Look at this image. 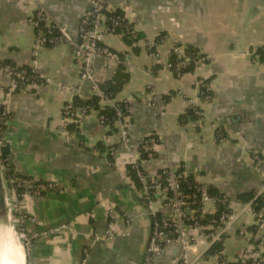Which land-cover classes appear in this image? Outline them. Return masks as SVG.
I'll return each mask as SVG.
<instances>
[{
	"label": "crops",
	"instance_id": "crops-1",
	"mask_svg": "<svg viewBox=\"0 0 264 264\" xmlns=\"http://www.w3.org/2000/svg\"><path fill=\"white\" fill-rule=\"evenodd\" d=\"M90 1L44 0V6L56 23L77 38ZM122 9L135 39L112 34L106 44L130 54L133 67L120 70L97 60L95 73L101 85L122 84L113 100L129 104L134 150L150 136L164 139L156 145L154 160L142 163V170L155 176L168 165L177 171L198 168L196 181L231 197L240 212L222 248L232 259L249 254L248 240L240 232H252L255 218L242 211L239 198L257 193L263 181L249 150L264 157V0H128ZM35 11L34 4L22 0H0V65L10 61L20 68L31 67L36 31L28 19ZM190 52L210 61L201 66L194 63L180 76L167 67L173 55ZM37 62L39 74L78 86L81 99L92 96L91 84L79 83L69 46L44 47ZM149 72L163 97L162 107L151 104ZM199 80L210 87L209 99L201 95ZM10 84L0 73V88ZM74 96L39 86L18 91L10 100L12 118L5 134L16 149L12 168L62 189L26 202L27 231L37 238L30 262L81 264L85 259L84 264H144L152 225L149 216H138L144 208L126 164L130 154L118 149L119 130L101 125L94 110L79 128L70 126L62 132L63 110ZM190 103L201 117L188 110ZM218 128L229 141L216 142ZM9 146L2 147L4 156ZM112 150H117L115 158L110 156ZM112 209L119 214L118 231L126 232V217L137 216L134 226L126 236L96 241L97 234L107 233ZM157 209L170 214L160 202ZM206 242L198 238L193 243L196 264H215L213 253L218 248L208 252ZM180 254L181 248L173 242L155 261L170 264Z\"/></svg>",
	"mask_w": 264,
	"mask_h": 264
},
{
	"label": "built area",
	"instance_id": "built-area-1",
	"mask_svg": "<svg viewBox=\"0 0 264 264\" xmlns=\"http://www.w3.org/2000/svg\"><path fill=\"white\" fill-rule=\"evenodd\" d=\"M22 3L36 6L34 15L28 19V23L36 31V42L32 50L34 59L29 71L26 69L15 71V68L10 65H0L1 75L11 81L7 89L0 88V141L3 148H5L6 143L10 145V150L5 154L2 165L4 183L11 210H18V219L22 227L18 237L20 241L26 242L29 255H31L36 245L37 238L30 235L27 231L26 225L30 218L25 213L26 202L31 197L40 198L49 193L62 192V189L56 184L17 174L12 168L16 149L9 144L5 132L8 122L12 118L10 100L17 90L50 86L59 92H72L75 95L73 100L66 104L63 110V133H67L70 126L79 128L92 110L98 112V119L101 125L119 130L121 139L118 149L130 154V159H128L126 164L136 173L141 183V187L136 190L137 195L144 201L145 206L149 210L148 213L140 211L138 216L147 215L154 220V231L149 242L148 255L144 264H162L155 261V256L159 255L164 247L173 242H176L181 248V254L170 264H196L198 259L194 260L192 258V252L193 243L198 238L207 241L206 251L209 252L214 247L218 248L213 253L215 264H264V214L255 210L253 201L244 204L242 211L248 210L253 214L255 227L252 232H247L246 230L240 232L241 236L247 238L250 252L247 255L232 259L221 246L240 213L235 210L231 197L222 193L218 196H210L208 186L196 181L199 175L198 168L184 170L180 174L173 166L168 165L155 176L147 175L142 170V163L154 160L156 145L164 139L160 136H150L141 140L135 151L129 132L131 115L128 102H114L113 98L101 88L95 73V62L97 60L102 61L104 65H117L124 68L133 67L130 54L116 52L106 44V37L112 34H118L134 41V32L122 9L128 5V0H122L119 4L113 3L112 0H91L88 10L80 20L77 38L72 37L65 26L59 25L51 18L44 6V0H22ZM59 44H65L72 49L74 61L79 71V83L89 82L92 88L91 97H96L100 100L101 108L105 106L113 108L115 110L114 116L109 117L90 106H76L74 101L77 97L80 98L78 86H68L56 82L37 72V58L40 50L44 47H53ZM262 58L264 62V49ZM209 61L210 58L208 57H192L190 54L178 53L177 60L169 62L167 67L180 76L191 62L201 66L206 65ZM147 76L149 77L147 88L150 91L151 104L162 107L163 97L158 93L155 78L150 72ZM198 86L200 87L201 95L205 99H209L210 87L202 80L198 81ZM117 104H123L124 108L118 107ZM188 110H191L192 114L201 117V114L193 107V104L190 103L188 105ZM215 138L218 143L229 141L226 133L219 128L215 130ZM116 153L117 150H112L110 156L115 158ZM249 155L252 163L261 169L263 176V181L256 193L255 200L264 194V157L252 149L249 150ZM109 164L112 165V161ZM190 176L198 184L201 213L197 209H191L190 207L189 199L195 197V195L186 194L182 189V178L186 179ZM132 182V187L136 188L135 182ZM158 202L170 210L169 215H164L157 209ZM219 207L226 209L220 214V217L210 222H204V216L215 215ZM187 210H189L188 214ZM158 215L161 217L156 222ZM118 216L119 214L116 210L112 209L110 211L108 231L105 235L97 234L95 236L96 241L110 242L117 237L128 235V231L134 226L137 216L126 217L127 230L124 233L116 229L115 223ZM84 263L85 259L81 261V264Z\"/></svg>",
	"mask_w": 264,
	"mask_h": 264
},
{
	"label": "trees",
	"instance_id": "trees-1",
	"mask_svg": "<svg viewBox=\"0 0 264 264\" xmlns=\"http://www.w3.org/2000/svg\"><path fill=\"white\" fill-rule=\"evenodd\" d=\"M193 52V51H192ZM186 53V54H192L194 55L195 53ZM191 55V56H192ZM173 59L171 60V62H175L177 60V55H173ZM194 57V56H192ZM3 65H10L12 66L13 68H15L14 70L15 71H19V70H22V69H26L29 71V67H24V68H20V67H17V65H15L14 63L10 62V61H5L2 63ZM194 65V62H191L186 70H188V68L190 66H193ZM122 66H120V70H122L121 68ZM121 85L122 84H117L116 81H114L113 83L111 84H108V85H101V88L103 89V91L105 93H107L109 96H111L112 98L115 96V93L120 90L121 88ZM18 91H21V89H18ZM75 105L76 106H79V107H85V106H90V107H93L94 109H98L100 113H103V114H106L108 115L109 117H112L114 116L115 114V110L111 107H103L101 108V105H100V100L96 97H91L89 99H81L79 97H77L75 99ZM118 107L120 108H124V105L123 104H117ZM184 171V169H180L178 170V172L180 174H182ZM129 174H130V177L131 179L135 182L136 184V187L137 188H140L141 187V183L139 182L137 176H136V173L132 170V169H129ZM182 189L183 191L186 193V194H190L191 196L195 195V197H191L189 199V202H190V207L191 209H197L199 213H201V207H200V204H199V197H200V193L198 192V184L195 182V179L193 177H188L186 179L182 178ZM208 191H209V195L210 196H218L220 195L221 193L218 192V191H215L213 188L209 187L208 186ZM256 196V193H250V194H245L243 196H241L239 199L240 201H242L243 204H247L249 202H252L253 201V207L255 208V210L257 212H262L264 210V194L257 197L255 200ZM140 202H142V204L145 205L144 201L142 199L139 200ZM226 209L225 208H222V207H219L216 214L215 215H207V216H204V222H210L211 220H214V219H218L220 217V214L225 211ZM160 215L157 216V221H159L160 219ZM154 221V220H153Z\"/></svg>",
	"mask_w": 264,
	"mask_h": 264
},
{
	"label": "bare ground",
	"instance_id": "bare-ground-1",
	"mask_svg": "<svg viewBox=\"0 0 264 264\" xmlns=\"http://www.w3.org/2000/svg\"><path fill=\"white\" fill-rule=\"evenodd\" d=\"M20 242L11 227L0 228V264H26L25 248Z\"/></svg>",
	"mask_w": 264,
	"mask_h": 264
},
{
	"label": "water",
	"instance_id": "water-1",
	"mask_svg": "<svg viewBox=\"0 0 264 264\" xmlns=\"http://www.w3.org/2000/svg\"><path fill=\"white\" fill-rule=\"evenodd\" d=\"M3 161H4V153H3L2 144L0 142V228H5V227L14 228L13 222H12V215L9 209L7 191H6V187L4 183V175H3V170H2ZM143 208L146 213L149 212L148 208L144 204H143ZM188 213H189V210H187V214ZM149 218L151 220V225H152V231L150 233V239H151V236L153 233L154 221L151 216H149ZM229 232H232V230L230 229ZM146 250H147L146 254H148V248ZM25 262L26 264H28L27 255L25 257Z\"/></svg>",
	"mask_w": 264,
	"mask_h": 264
},
{
	"label": "rangeland",
	"instance_id": "rangeland-1",
	"mask_svg": "<svg viewBox=\"0 0 264 264\" xmlns=\"http://www.w3.org/2000/svg\"><path fill=\"white\" fill-rule=\"evenodd\" d=\"M1 140V139H0ZM1 142V141H0ZM7 197H8V195H7ZM10 201L8 200V203H9ZM9 209H10V212H11V215H12V222H13V226H15L16 227V229H15V227L14 228H12L13 230H14V232L16 233V231H17V233H16V236L18 237V236H20V233H21V223L19 222L20 220L18 219V214H17V211H15L14 209H12L11 210V207H10V205H9ZM18 226H17V225ZM20 244H21V246H22V244H23V246H24V248H25V250H24V252L26 253V255H27V257H28V264H31V262H30V255H29V253H28V250H27V247H26V242L25 241H22L21 240V242H20ZM23 246H22V248H23Z\"/></svg>",
	"mask_w": 264,
	"mask_h": 264
}]
</instances>
